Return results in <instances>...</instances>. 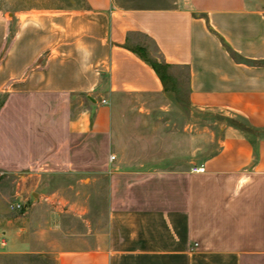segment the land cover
<instances>
[{
    "label": "crops",
    "instance_id": "0c3cea01",
    "mask_svg": "<svg viewBox=\"0 0 264 264\" xmlns=\"http://www.w3.org/2000/svg\"><path fill=\"white\" fill-rule=\"evenodd\" d=\"M72 2L19 10L17 26L0 10V172L24 204L0 193V264H264V0ZM137 36L187 69L177 122L123 102L171 94ZM207 110L226 121L204 126ZM100 175L105 226H70Z\"/></svg>",
    "mask_w": 264,
    "mask_h": 264
},
{
    "label": "rangeland",
    "instance_id": "374dc122",
    "mask_svg": "<svg viewBox=\"0 0 264 264\" xmlns=\"http://www.w3.org/2000/svg\"><path fill=\"white\" fill-rule=\"evenodd\" d=\"M79 1V0H74ZM69 4H73L72 0H0V10L4 11L8 15H11L12 18V25L17 26L16 23V12L19 10H28L33 7L35 8H50V7H61V6H67ZM12 12V14H10ZM137 40L139 39L141 42L148 44L150 46L149 54L154 57H160V53L156 49L155 45L152 43V41L149 38H146L145 36H137ZM176 74L178 75L179 79V87L176 91H171V94L169 97H154L150 98L149 100L146 98L137 99L136 97H130L128 99H124L123 102L130 106V105H146L151 104L154 106H162V105H169L172 106L173 109H175V113L171 115V117L177 122L179 121V116H183L184 114H179V106L185 107L189 105L188 100V72L187 69L184 67H178L176 69ZM3 98V97H2ZM2 98L0 101H2ZM214 113V114H212ZM187 117L189 118L192 113L188 110L186 113ZM198 115V114H197ZM203 125L210 123L211 121H220L225 122L226 121V115L220 114V112L215 111L212 112L210 110L203 111ZM156 117L162 116L159 114L155 115ZM213 116V117H212ZM130 117V116H128ZM239 119H242L240 117ZM129 120V119H128ZM243 123H247L246 119L241 120ZM77 178L73 177H66V176H52L45 178L42 183L46 185L47 187L52 188H58V187H67L70 184L76 185ZM93 179H86L84 181L85 184L92 183ZM18 181L15 177L9 176L7 174H4L0 172V193H4L5 196H7L8 204L11 206L13 203H18L19 199L16 198L17 190H21L23 188V185H18ZM94 185L90 189L91 197H92V209L90 212H87L85 214L84 219L82 217L76 218L73 216V214H65V220L67 224L70 226H78L80 229L86 228V225H90L93 230L96 228H102L106 224V216H107V210H108V179L105 176H101L99 178H96L94 181ZM82 183L80 185L81 194H76L72 190L65 191V196H74V197H80L83 194V187L86 186ZM28 184V183H27ZM77 189V188H76ZM75 189V190H76ZM71 191L73 193H71ZM88 189L86 188L87 192ZM74 194V195H73ZM88 194V193H87ZM31 198V195H30ZM20 203L23 204V202L20 201ZM24 205V204H23ZM63 205V208H68L66 203H61ZM84 224V227L83 225Z\"/></svg>",
    "mask_w": 264,
    "mask_h": 264
},
{
    "label": "trees",
    "instance_id": "16d2710c",
    "mask_svg": "<svg viewBox=\"0 0 264 264\" xmlns=\"http://www.w3.org/2000/svg\"><path fill=\"white\" fill-rule=\"evenodd\" d=\"M14 30L12 27V34H13ZM130 48L138 53L143 59H145L146 61H148L156 70V72L158 73L159 77L161 78L165 89L167 91H176L179 87V79L178 77L173 73L172 71V65L168 62H166L165 60H161L160 57H153L149 54L148 49L149 46L145 45V44H137L135 46H130ZM233 54H235L232 51ZM229 122L242 128L245 132H247L248 134H250V136L255 135L257 132L253 127H247V126H242L239 123H236L234 120L229 119ZM252 138V137H250Z\"/></svg>",
    "mask_w": 264,
    "mask_h": 264
},
{
    "label": "built area",
    "instance_id": "2783aa9c",
    "mask_svg": "<svg viewBox=\"0 0 264 264\" xmlns=\"http://www.w3.org/2000/svg\"><path fill=\"white\" fill-rule=\"evenodd\" d=\"M104 102H106V100H104ZM112 158H115V156H112ZM205 166L204 165H201V166H196V167H194L193 168V170L194 171H205ZM23 204L22 203H13L12 205H11V208H13V209H16V208H18V209H23Z\"/></svg>",
    "mask_w": 264,
    "mask_h": 264
}]
</instances>
